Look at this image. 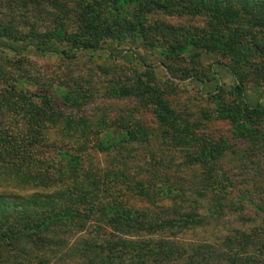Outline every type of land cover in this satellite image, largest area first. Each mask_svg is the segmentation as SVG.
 <instances>
[{
	"label": "rangeland",
	"instance_id": "374dc122",
	"mask_svg": "<svg viewBox=\"0 0 264 264\" xmlns=\"http://www.w3.org/2000/svg\"><path fill=\"white\" fill-rule=\"evenodd\" d=\"M107 1L112 4L114 0ZM46 10L48 7L42 6L29 12V0H0V71L9 74V81L19 88L47 96L54 113L64 118L58 123L45 121L41 130L11 118L5 119L2 127L23 136L27 131H40L41 152L58 162L48 172L56 180L68 173L62 155L65 151L79 155L83 169L99 176L124 171L131 179H152L158 186L168 178V187L176 189L178 195L182 192L185 200L199 201L197 213L204 219L203 226H191L174 236L180 244L211 245L225 253L220 254L223 261L234 253L254 259L252 264H264L262 245L240 251L237 246H225L237 232L264 235V29L254 26L249 16L224 23L213 22L207 13L178 15L157 10L143 21L146 27L163 25L162 29L147 37L118 34L103 39L97 50L73 51L69 57L63 55L70 49L68 43L58 40L44 44L43 49L51 53L41 55L36 51V37L54 29L58 18L64 32L75 35L78 31L74 15L67 19L57 14L54 22ZM135 12V5L124 6L115 15L131 18L130 13ZM7 27L12 29L10 37L2 36ZM138 76L157 85L173 118L176 116L175 120L194 136L190 143L204 148L201 160L223 182V194H196L205 171L190 165L197 160L199 150L171 146L148 100L114 96V89L129 85ZM223 109L232 111L236 121ZM72 121L81 124L76 126ZM84 122L89 123V129L83 128ZM90 130L93 132L87 133ZM129 131L139 136L138 142L124 143L119 151L117 145L122 139L126 141ZM143 131L146 135L141 137ZM100 143L114 144L116 149L99 151L96 147ZM81 147L85 150L80 151ZM36 183L18 180L0 169V194L6 195L5 201L16 197L28 200L29 213L40 210L38 202L61 188L47 189ZM118 188L124 193L119 196L133 209L164 211L173 206L167 197L149 201L121 183ZM8 210L12 217L25 211L22 204ZM77 238L71 237V243ZM51 264H76V259L64 257Z\"/></svg>",
	"mask_w": 264,
	"mask_h": 264
},
{
	"label": "trees",
	"instance_id": "16d2710c",
	"mask_svg": "<svg viewBox=\"0 0 264 264\" xmlns=\"http://www.w3.org/2000/svg\"><path fill=\"white\" fill-rule=\"evenodd\" d=\"M110 3L107 0H29L31 13L47 6L49 10L45 12L50 18L54 17V22L57 14L67 19L74 15L78 21V31L75 35H69L59 27L64 25L58 18L54 29L36 37L37 53H51L50 49H43L44 44L51 45L58 40L68 43L70 49H65L63 55L69 57L73 51L97 50L104 42L103 39L118 34L123 37L135 34L147 37L162 29L163 25L146 27L143 21L146 15L157 10L178 15L207 13L213 22L224 23L239 22L249 16L254 26L264 29V0H114ZM133 5L136 6V12L130 13L131 18L126 14L115 15L124 6ZM113 6L114 10L108 11ZM11 31L7 27L1 34L10 37ZM167 56L170 57L169 52ZM186 73L191 75L190 72ZM8 75L0 71V169L13 174L18 180H35L39 182L36 184L47 189H54L57 185L61 188L59 193L47 195L45 201L38 202L40 210L30 213L28 200L16 197L5 201L6 195L0 194V264H51L53 260L64 257L75 258L76 264H217L216 260L218 264H252L254 259L248 256L243 259L241 255L232 252V255L223 257L226 260L223 261L220 254L226 256L225 253L217 252L211 245H182L177 241L174 236L178 232L194 225L203 226L204 219L197 213L199 201L185 200L182 192L178 195L176 189L168 187V178H164L161 186H158L152 179H131L124 171L99 176L92 170L85 171L79 155L73 156L67 151L62 155L68 173H64L65 177L60 180L50 178L48 172L58 162L46 158L41 152L38 141L42 140V134L38 130L42 129L41 124L45 121L58 123L64 115L54 113L55 109L47 96L19 88L9 81ZM158 92L156 84L140 76L131 80L129 85L113 90L116 98L135 97L141 102L148 100L150 103L147 104L155 107L157 117L161 119L163 133L170 145L186 150L194 148L195 143H190L194 136L175 120L176 116L173 118L167 101ZM79 98L87 99L86 96ZM225 112L236 121L232 111L223 109ZM7 118L30 127L36 126L38 130H34L35 133L24 132L23 136V133L2 127ZM72 122L76 126L81 124L80 121ZM82 125L89 129L88 122ZM92 132L90 130L87 133ZM143 133L141 137L146 135ZM25 136H29V139ZM138 138L134 132L129 131L126 141L122 139L117 148L121 151L122 144L138 142ZM115 147L114 144L108 146L100 143L96 149L105 152ZM194 149L199 150V153L197 160L190 166H198L202 172L205 171L202 174V187L196 194L205 197L210 191L215 197L223 194V182L201 160L200 154L204 148L197 146ZM79 150L84 151L85 148ZM37 168L41 170L34 173L33 170ZM119 183L132 194L149 201L159 196L167 197L173 206L164 211L130 208L119 196L124 194L118 188ZM181 197L182 202L178 203ZM37 198L42 199L41 196ZM20 204L24 206V214L12 217L8 208ZM86 233L90 237H86ZM260 235L237 232L227 239L225 246H237L238 251L251 245H262L264 249V235ZM75 236L78 238L71 243L70 238ZM147 236L158 237V240H146Z\"/></svg>",
	"mask_w": 264,
	"mask_h": 264
}]
</instances>
